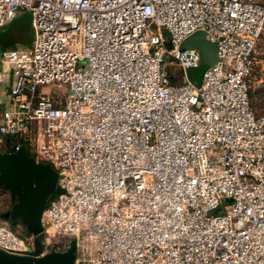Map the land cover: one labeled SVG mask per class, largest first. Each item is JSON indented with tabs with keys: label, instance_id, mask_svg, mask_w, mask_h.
I'll use <instances>...</instances> for the list:
<instances>
[{
	"label": "built area",
	"instance_id": "2783aa9c",
	"mask_svg": "<svg viewBox=\"0 0 264 264\" xmlns=\"http://www.w3.org/2000/svg\"><path fill=\"white\" fill-rule=\"evenodd\" d=\"M21 8L33 36L0 51V151L26 143L61 192L37 253L1 216L0 249L73 238L80 264H264V115L249 101L264 0H0V28ZM195 30L216 46L198 83L197 49L178 47Z\"/></svg>",
	"mask_w": 264,
	"mask_h": 264
},
{
	"label": "water",
	"instance_id": "95a60500",
	"mask_svg": "<svg viewBox=\"0 0 264 264\" xmlns=\"http://www.w3.org/2000/svg\"><path fill=\"white\" fill-rule=\"evenodd\" d=\"M179 49L194 47L199 63L209 65L216 60L215 43L207 39L203 30H195L184 37ZM56 171L47 162L34 160L27 144L12 151H0V188L8 192L11 203L0 216L9 221L19 220L27 233L41 230L40 214L49 198L61 192L56 185ZM75 240L71 238L63 250L50 249L37 256L9 253L0 249V264H74Z\"/></svg>",
	"mask_w": 264,
	"mask_h": 264
},
{
	"label": "rangeland",
	"instance_id": "374dc122",
	"mask_svg": "<svg viewBox=\"0 0 264 264\" xmlns=\"http://www.w3.org/2000/svg\"><path fill=\"white\" fill-rule=\"evenodd\" d=\"M31 25V24H30ZM31 27V29H30ZM29 27L27 20H24L20 17L16 28L12 31V33L5 38V43L3 46L10 48H21L24 47L28 39L32 36V26ZM10 29V26H8ZM264 41V36L261 35L259 39V44L262 45ZM206 64L198 63L196 66L188 67L186 69L187 76L190 80L198 83L201 79V73L205 68ZM168 71L172 76V82H177L179 80L178 75L179 71L175 64L167 65ZM171 81V80H170ZM52 89H55V85L50 86ZM250 106L252 110L257 114L264 115V83L255 86L249 96ZM9 195L8 192L0 188V213L5 210V208L9 205ZM74 264H80L79 262H74Z\"/></svg>",
	"mask_w": 264,
	"mask_h": 264
},
{
	"label": "crops",
	"instance_id": "0c3cea01",
	"mask_svg": "<svg viewBox=\"0 0 264 264\" xmlns=\"http://www.w3.org/2000/svg\"><path fill=\"white\" fill-rule=\"evenodd\" d=\"M20 17H22L24 20H27L29 27L31 26L30 25L31 24L30 23V12L24 8L16 9L12 17L0 28V51L5 48H10V47L3 46V44L5 43V38L9 36L12 33V31L16 28ZM8 26H10V29L8 28ZM32 36H33V32H32ZM32 36L28 39L25 46L30 44ZM10 79H11L10 73H8L6 80L0 85V91L2 93H4L5 90L7 89Z\"/></svg>",
	"mask_w": 264,
	"mask_h": 264
},
{
	"label": "trees",
	"instance_id": "16d2710c",
	"mask_svg": "<svg viewBox=\"0 0 264 264\" xmlns=\"http://www.w3.org/2000/svg\"><path fill=\"white\" fill-rule=\"evenodd\" d=\"M169 79L171 80V82L173 81L171 75H169ZM13 222L14 221H11V223H13ZM22 227H23V231L26 232L23 225H22ZM39 239H40V234L39 233L33 236V244H34V248H35L34 249V253H37L39 251V249H40Z\"/></svg>",
	"mask_w": 264,
	"mask_h": 264
},
{
	"label": "flooded vegetation",
	"instance_id": "af4514ba",
	"mask_svg": "<svg viewBox=\"0 0 264 264\" xmlns=\"http://www.w3.org/2000/svg\"><path fill=\"white\" fill-rule=\"evenodd\" d=\"M8 202H9V204H10V203H11V200L9 199V201H8ZM8 206H9V205H8ZM8 206L5 208V210L8 208Z\"/></svg>",
	"mask_w": 264,
	"mask_h": 264
}]
</instances>
